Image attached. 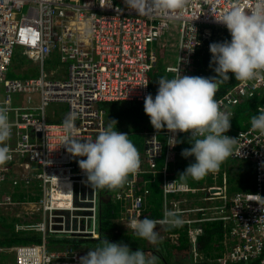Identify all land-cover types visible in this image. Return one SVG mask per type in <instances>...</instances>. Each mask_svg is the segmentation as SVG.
<instances>
[{"label":"built area","instance_id":"2783aa9c","mask_svg":"<svg viewBox=\"0 0 264 264\" xmlns=\"http://www.w3.org/2000/svg\"><path fill=\"white\" fill-rule=\"evenodd\" d=\"M233 3L250 11L256 0H184L182 8L169 10L168 15L157 13L152 0H145L143 12L129 8L125 0H0V107L8 109L11 124V135L2 142L11 159L0 164V207L28 206L30 218L23 217L16 229L42 234L39 243H0V253H12L15 264H79V257L88 250L75 246L53 250L47 243L51 234L100 237L101 190L90 189L79 168L77 160L84 157L72 156L62 145L66 135L63 109H67L66 117H75V130L81 138L95 139L107 126L104 102H143L150 93V74L168 36L172 41L165 51L175 47L176 59L165 71L172 76L178 70L182 75H194L197 51L206 42L230 39L227 28L214 16ZM172 31L180 33L177 45ZM18 50L36 65L37 75L8 77ZM58 63L67 66L64 72L49 68ZM262 88L264 70L254 79L239 81L216 100L232 120L241 100ZM259 109L264 112V102ZM181 134L168 130L146 133V166L137 169L128 186L117 194L128 202V226L144 217L149 193L147 183L138 184L137 176L161 173L162 216L153 220L157 226H166L164 213L178 211L195 260L201 258L199 224L222 220L228 227L229 244L216 262L264 264V134L251 130V125L235 133L231 126L226 133L234 137L230 158L250 163L254 169V190L234 194L229 192L227 171L220 167L212 172L211 183L197 186L169 175L168 163L175 157ZM163 153L164 166L157 169ZM76 183L86 184L85 190L76 188ZM76 192L81 205L75 204ZM199 194L201 203L194 204L191 195ZM35 195L39 198L33 200ZM54 211L64 212L62 222ZM66 224L71 227L66 229Z\"/></svg>","mask_w":264,"mask_h":264},{"label":"clouds","instance_id":"9594fccd","mask_svg":"<svg viewBox=\"0 0 264 264\" xmlns=\"http://www.w3.org/2000/svg\"><path fill=\"white\" fill-rule=\"evenodd\" d=\"M125 3L138 12L144 11L145 0H125ZM183 5L184 0H152V8L162 15H168L169 10L180 9ZM214 17L230 34V39L209 44V63L215 75H182L178 70L171 78L161 76L156 80L155 95L148 93L143 101V110L154 129H166L173 134L189 133L191 146L182 149L181 155L194 157V161L180 175L196 180L216 171L232 152L234 137L226 134L231 127V118L214 98L218 85L228 80L230 73L236 80L248 81L264 70V0H256L250 11L233 3ZM250 125L251 130L264 134V112L253 115ZM63 126L66 135L61 138L62 145L72 156L84 157L77 163L90 186L119 187L128 174L139 168L137 148L128 134L117 127L113 129L108 125L95 139H86L76 132L72 114L65 118ZM10 135L8 109L0 107V164L11 159L9 148L2 143ZM179 142L178 139L176 143ZM162 222L172 227L183 223L178 211L174 210L166 211ZM156 226L155 220L143 217L134 219L127 227L135 235L155 244L158 241ZM157 259L155 255L147 256L140 248L131 250L127 244L104 239L79 257V264H157Z\"/></svg>","mask_w":264,"mask_h":264},{"label":"trees","instance_id":"16d2710c","mask_svg":"<svg viewBox=\"0 0 264 264\" xmlns=\"http://www.w3.org/2000/svg\"><path fill=\"white\" fill-rule=\"evenodd\" d=\"M210 41L206 42L196 53L195 56V70L194 75L201 76H213L215 73L210 67V57L211 53L209 51ZM26 64L20 67L18 60L14 58V63L10 72H14L18 78L28 77L30 74H33V69H26ZM158 65V67H157ZM157 71L155 70L153 75H151V89L150 93L153 96L156 93L158 88L159 77L165 76L171 78L172 75L165 71L164 65L162 64V57L159 58L157 63ZM15 66V67H14ZM16 68L17 71H14ZM20 68V69H19ZM230 78L228 80L222 81L218 85V89L215 93V99L220 97L234 85H236L240 80H236L234 77L229 74ZM264 102V88L258 90L251 96H246L241 100V102L234 108V116L231 120V126L234 129V133L246 129L250 126V118L253 115H256L258 112H261L259 107ZM102 108L105 110V117L107 121V126L111 125L113 129H117L121 132L128 134V138L134 143L135 147L139 153V168H144L146 166L145 161V140L146 133L149 131L156 130L151 125L149 117L145 114L143 110V102H130V101H116V102H104ZM115 120L116 123L113 121ZM166 129H161L158 131H164ZM160 139L164 140L165 136L163 134L159 135ZM189 133L181 134L177 143L176 154L173 160L168 163L169 175L172 177H177L182 181H187L190 184L197 186L213 181L212 172H209L202 179L196 180L191 177H181L180 173L186 168V166L194 161V157L185 158L181 155V151L184 148L190 147L188 142ZM165 163V153L162 154L157 159V169H161ZM220 168L225 169L228 174V183H229V192L231 194L237 192H247L254 190V169L250 163L235 161L228 156L221 162L219 165ZM138 168V169H139ZM133 173L128 174L127 178L123 184L116 188H100L101 195H106V198L109 197L107 201L100 202V238L97 239H83L80 241H90L93 242V245H85L88 248L95 247L102 240L107 239L110 242L123 243L127 244L131 250H136L137 248L142 249L145 254L150 252V246L148 241L140 238L135 235L133 230L126 226L122 227L117 223V219L123 216V213L126 212L128 202L127 200L117 198V194L120 193L128 183L131 181ZM138 184L147 183L146 188L148 189L146 204L144 206V217L151 219L158 218L162 216V209L164 204V194L162 190V181L163 174L159 173L157 175L151 174L149 172L141 173L136 178ZM142 191H138L141 193ZM24 195V194H21ZM202 194L191 195L193 198V203H201L200 198ZM23 196H21L22 198ZM39 196L35 195L32 199H37ZM1 210L7 209V207H1ZM4 217L0 215V220H4L5 230L0 229V243L5 246L18 245V244H27V243H39L42 239V234L40 232L32 231H18L16 229V224L21 222V217ZM168 226L167 232L165 234L174 235L176 238L174 241L168 236L165 239H162V242L166 245H173L171 243H177L180 241V247H184L188 244L187 241V227L186 225H180L177 227ZM199 234H198V253L199 256L204 259V261H215L221 257L224 253V246H216V240H221L223 235L228 230V227L225 226L224 221L222 220H209L199 224ZM78 238H72L65 235H54L51 234L47 238V243L49 247L53 250L62 249L66 246H79L81 244ZM171 242V243H170ZM219 244V243H218ZM84 246V245H83ZM84 246V247H85ZM152 252V251H151ZM152 255V254H151ZM4 255L3 257H7ZM220 264L219 262H217ZM225 264H256L253 261L248 262H236L231 263L227 262Z\"/></svg>","mask_w":264,"mask_h":264},{"label":"crops","instance_id":"0c3cea01","mask_svg":"<svg viewBox=\"0 0 264 264\" xmlns=\"http://www.w3.org/2000/svg\"><path fill=\"white\" fill-rule=\"evenodd\" d=\"M171 48H174V47L172 46ZM160 57H162V64L164 65V68L166 66L165 64L173 63V62H175V59H176V55H173V54L171 55L169 50L164 51V54H162V56H160ZM170 58H172V59L170 60ZM33 65L36 67L35 64H33ZM25 68L35 70L32 65H29ZM155 70H156V68L154 69V71ZM154 71H153V73H154ZM150 76H151V74H150ZM66 111H67V109L64 108L63 112H62V116L64 118H66V114H67ZM103 196L106 197V195H104V194H103ZM105 201H107V199ZM7 208L8 209L10 208L9 210H10V214H12V217H21L22 219L24 217L25 220L30 218V216H28V214H27V212H29L28 206H22V207L11 206V207H7ZM117 223L122 227L123 230H125L124 228H126V226H128V222L125 219V212L123 213L122 217L117 219ZM156 229L158 231V241L155 244L150 243L148 241V245L150 246V250L152 252L150 251V252L146 253V255L147 256L155 255L158 258L157 264H218L215 261H204V259L202 257L200 259L197 258V260H195L194 256L191 253L189 242L184 247H180V241H177V243H174V242L171 243L170 242L173 245H167V244L165 245L162 242V239H165V237L168 236V234H165V232H167L168 226L166 227V226L158 225V226H156ZM80 240H83V239H79V241ZM187 241H188V238H187ZM216 242H217V244H216L217 247L218 246L220 247V245L222 247L224 246V254H225L227 251L226 243L228 242V244H229L228 235L224 234L223 238L221 240L217 239ZM76 248H79L82 251L89 250V248L87 246H85V247L84 246H82V247L77 246ZM4 255H7V253H2L1 258ZM13 257H14V255H13ZM14 264H15V261H14Z\"/></svg>","mask_w":264,"mask_h":264},{"label":"rangeland","instance_id":"374dc122","mask_svg":"<svg viewBox=\"0 0 264 264\" xmlns=\"http://www.w3.org/2000/svg\"><path fill=\"white\" fill-rule=\"evenodd\" d=\"M25 11V10H24ZM172 33H173V36H174V38H175V40H173L175 43H176V45H177V42H178V40H179V37H180V33L178 32V31H172ZM169 41H172V38L170 37V36H168V38H167V40L165 41L166 43V46H164V47H160V49H159V56H162V54H164V51L166 50V48H168V46H167V44H168V42ZM173 50V51H172ZM169 51H170V54L172 55H176V48L174 47V48H171V49H169ZM164 58V57H163ZM15 59L16 60H18V62H19V64H20V67H22V66H24L25 64H26V58L25 57H21V55L19 54V50H18V54H17V57H15ZM172 58H170V60H171ZM28 61V60H27ZM167 63V62H166ZM29 65H32L33 67H34V69L35 70H33V74L34 75H37L38 74V69L31 63V62H27V66H29ZM165 65H167V64H165ZM15 67V66H14ZM50 67H52V68H54V67H56V68H58L59 70H61V71H63L64 72V70H65V68L67 67L66 65H61V64H56L55 66L54 65H50L49 66V68ZM157 67H158V65H157ZM157 67H155L156 68V71H157ZM20 69V68H19ZM15 71H17L16 70V68L14 69ZM153 71H154V69L152 70V72H151V75H153ZM8 77L9 78H14V77H18L17 75H15V73L14 72H9V74H8ZM51 109H54V108H49V110H51ZM1 208V207H0ZM8 209V208H7ZM10 214V210L8 209V210H6V209H3V210H1L0 209V215L1 216H4V217H10L11 215H9ZM4 223L6 224V222L4 221V220H0V229L1 230H5L6 228H5V226H4ZM93 242H90V241H80V243H77V244H81V245H79V246H85V245H93L92 244ZM3 253H5V252H3ZM1 254L2 253H0V264H14V257H13V254H11V253H7V257H2L1 258Z\"/></svg>","mask_w":264,"mask_h":264},{"label":"water","instance_id":"95a60500","mask_svg":"<svg viewBox=\"0 0 264 264\" xmlns=\"http://www.w3.org/2000/svg\"><path fill=\"white\" fill-rule=\"evenodd\" d=\"M75 187H76V188H77V187H81L82 189L85 190V188H86V184L83 183V184H81V185H78V184L76 183V184H75ZM89 187H90V189H92V186L89 185ZM78 197H79V196H78V193L76 192V193H75V204H76V205H81V203L78 201ZM100 199H101L102 201H105L106 199L108 200V199H110V198H109V197L106 198V197H104L103 195H101ZM54 213H55L56 216H57V218H56L57 221H58V222H62V221H63L62 215L64 214V212H63V214H60L59 211H54ZM67 213H68V212H67ZM74 213L76 214V213H77V210H75ZM78 213H80V211H78ZM59 214H60V215H59ZM76 221H77L76 218H74V219H73V224H76ZM75 226H76V225H75ZM52 227L55 228L56 226H52ZM70 227H71L70 224H66V226H65L66 229H69ZM81 227H84V223L81 224Z\"/></svg>","mask_w":264,"mask_h":264},{"label":"bare ground","instance_id":"6f19581e","mask_svg":"<svg viewBox=\"0 0 264 264\" xmlns=\"http://www.w3.org/2000/svg\"><path fill=\"white\" fill-rule=\"evenodd\" d=\"M17 57V56H16ZM15 195H17V194H15Z\"/></svg>","mask_w":264,"mask_h":264}]
</instances>
